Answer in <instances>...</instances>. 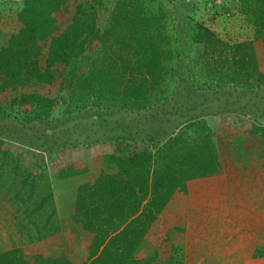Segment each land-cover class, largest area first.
I'll use <instances>...</instances> for the list:
<instances>
[{
	"label": "trees",
	"instance_id": "1",
	"mask_svg": "<svg viewBox=\"0 0 264 264\" xmlns=\"http://www.w3.org/2000/svg\"><path fill=\"white\" fill-rule=\"evenodd\" d=\"M97 1L17 0L15 26L0 40V98L7 101L0 104V133L5 126H16L8 119L16 120L22 131L28 122L48 118L53 97L25 87L49 88L57 81L70 88L77 109L88 104L97 108L89 115L101 122L93 140L106 148L90 169V178L84 175L88 169L72 160L58 166L51 177L58 185L64 181L70 186L69 178L76 179L65 215L77 232L73 249L43 255L25 247L8 248L0 252V264H149L152 256L137 257L135 251L141 244L146 246L149 229L160 220L166 223L157 233L163 239L166 229H182L186 180L221 172L213 132L204 116L223 109L217 104V109L203 113L202 101H212L210 96L178 99L181 64L190 61L199 85L207 83V87L221 85L224 78L234 82L236 76L255 78L250 82L257 87L264 84L253 40L224 41L195 16L207 3L212 16L237 10L252 26L253 38L264 45V0H176L173 26L159 4L152 12L143 0H117L102 29L96 23ZM5 5L6 0H0V9ZM193 46L201 52L189 54ZM86 50L97 53L80 70L75 61ZM170 71L177 73L173 103L167 102L173 116L166 119V128L151 132L150 118L159 111L153 103L162 97L164 77ZM237 112L246 114L242 109ZM252 132L264 139V126L254 125ZM3 138L0 135L4 153L0 156L17 167L25 156L10 153L8 142H15L16 136ZM29 154L26 157L34 156ZM30 163L34 164L23 166L26 176ZM27 190L29 194L31 187ZM50 192L48 187L39 194V202H53ZM53 215L54 207L49 217ZM153 238L159 241L156 234ZM253 255L264 256V244H256Z\"/></svg>",
	"mask_w": 264,
	"mask_h": 264
},
{
	"label": "rangeland",
	"instance_id": "2",
	"mask_svg": "<svg viewBox=\"0 0 264 264\" xmlns=\"http://www.w3.org/2000/svg\"><path fill=\"white\" fill-rule=\"evenodd\" d=\"M16 1L17 0H6V5L0 9V40L4 34L12 30L15 26L13 10L16 6ZM116 1L117 0H98L97 3H95L97 12L96 23L100 29L105 26L107 15ZM175 1L176 0H143V4L146 9H152V12L158 10L157 4L162 6V11L166 10L168 13L166 15L172 18L170 19V23L173 26V2ZM191 1L197 2L200 0ZM214 2H218V0H214ZM207 4L205 8H202L199 12H195L196 18L208 26L219 38L224 41L237 42L245 39L253 40L252 42L259 69H264V45H262L260 41L253 38V28L245 20L243 15L235 10L234 13L230 11L228 14H223L221 11H218V13L212 16V9L208 8ZM168 25L170 26V24ZM171 46H173V40H171ZM199 52L201 51L196 46H193L190 49V53H188L197 54ZM95 53H97L96 50L84 51L75 61V63H77V67L80 70L86 69L89 64V58L95 56ZM181 55L183 56L184 53ZM187 58L188 54L186 53V59ZM169 63L173 67V55L169 60ZM172 69L173 68L170 70ZM193 71L194 68L191 67L190 61H184L181 64L179 69L181 77L178 78L181 83L179 89L182 91V94L177 92L178 99H186L187 95H189L193 100L198 101L199 99H203L204 95L210 96V98L213 99L212 101H207V103L204 100L202 101L203 105H201L200 108H202L203 113L213 110V108L217 109V104L220 106L219 108L223 109L222 112H217L215 114L212 113L213 111H210L204 116L213 133L216 129V132L227 134L228 131L231 132L236 128L234 124L248 126L250 131L253 130L254 125L264 126V84L257 87L253 84V82H250L255 78H250L248 80L246 78L236 76L234 82L224 78L221 85H211L208 80L211 86L207 87V83L199 85L197 74H194ZM176 74L173 75L170 71L169 75L167 74L166 77H164L167 85L164 87L163 95L157 102L153 103V105L158 104L157 109L159 111H153L152 117L150 118L153 126L150 129L149 126L147 127V130H150L151 132H159L160 126L166 128L168 124L166 119H171L173 116V112L169 108V103L167 102L170 101V103H173V91L171 89L173 88V77H177ZM25 90L45 92L53 97V108L50 111L49 117L40 121L28 122L27 128L22 131L18 130L19 126L16 120L9 121L8 119L6 121L16 124V126L11 128L5 126L4 133H0V135H3V139L5 140L16 136L15 142H8L10 143V153L14 155L26 156L31 155L29 152H33V173L27 175V178L28 180L32 178L33 182L36 183V185L34 184L31 188L34 195V197H32L34 198V201L35 199H39V194H42L44 190H47L48 187H50V198H52L53 202L47 201V206H45L46 208H49L47 214L49 212L51 213L53 207H56V204H58L57 197L59 196H62V202L59 203L64 206V209H67L72 203L74 193L73 184L75 183L73 181H76V179L73 180L72 178H69V181H72V186H70L69 183L66 184L64 181L60 182V185H58L57 180L52 179L51 177H53L57 172L56 169L58 166L61 164L63 165L65 162L70 160H72L73 163L79 161V163L83 164L88 169L84 175L88 178L92 176V171L90 169L93 168L95 162L106 149L105 144L100 141L96 142L93 140L94 137H97L99 134L98 130L101 127V122L99 119L98 122H95L97 119L93 121L89 115L97 108L94 107V105L88 104L84 107L80 106L77 109V107L74 106V103L70 100V88L62 82L57 83L56 81L53 85H50L49 88L43 85H27ZM216 95L220 96L218 100L214 99V96ZM163 103L166 104L161 107V104ZM0 104H7V101L0 98ZM166 109L170 111H166ZM238 109L246 111V114L244 112L238 113ZM94 116L95 115H93V117ZM0 122H2L1 118ZM106 122L111 123V120L106 118ZM250 143H252V146L256 149L264 146V139L262 137H253L251 138ZM0 153L4 154L3 152ZM36 156H42V160ZM47 157H50V159H47ZM22 159L23 158H20L21 163L18 165L21 169H23V166L26 163L25 161H22ZM41 161L44 162V165ZM21 176L22 173L18 172V177L21 178ZM3 179L5 180V178ZM49 179L50 182L48 181ZM206 181L207 180L202 177L188 179L186 187L188 188L189 194L193 195L194 193L195 195V193H199L201 191V186L206 185ZM48 182L50 184H47ZM24 192L26 191L22 189V191L19 192V196L23 197L22 194ZM188 202H190L192 210L190 219L192 218V221H199L203 214L201 206L199 207L196 200H193L192 203V201L188 199ZM186 203L187 199L185 204ZM44 211L46 212L45 209ZM62 211L64 212V210ZM62 211H60V213ZM185 220L183 224L185 223ZM160 221L149 229L148 237L151 239H145V242H147L146 246L141 244V246H139V248L135 251V256L137 257L152 256L149 264H262L264 261V256L254 259L253 257L255 256H252V253L251 255H248L250 254L248 252H240V254H238L237 251L233 253L229 252L230 249L237 248L239 245L244 249V251L246 248L253 246L252 243L248 244L245 242L241 244H224V247H226L227 250L225 252L223 251L218 253V255L222 257H191L183 259L181 255L182 243H180L181 236L183 237V235H181L182 229L178 230L174 227L166 229V238L163 239L161 238L162 235L157 233L161 232V228L159 227H163L166 223L165 221ZM191 223L193 224V222ZM155 234L159 240L158 242H155L153 238ZM188 239L189 251L192 250L193 252H187L189 254L191 253V255L201 254V252L198 253L201 245L199 242L194 241L196 240V237L190 236ZM262 239L264 240V236ZM66 240H68L67 243L69 244L70 239L67 238ZM259 244H264V242H260ZM234 254L236 256H234ZM241 254H246V258L245 256H241Z\"/></svg>",
	"mask_w": 264,
	"mask_h": 264
},
{
	"label": "crops",
	"instance_id": "3",
	"mask_svg": "<svg viewBox=\"0 0 264 264\" xmlns=\"http://www.w3.org/2000/svg\"><path fill=\"white\" fill-rule=\"evenodd\" d=\"M234 126L236 128L227 134L216 132V129L213 133L221 172L203 176L207 180L206 185L201 186V191L195 195L189 194L186 187V220L180 240L183 259L222 257L218 253L227 250L224 244L243 242L252 243L253 246L244 251L239 245L229 252H248V255L252 253L254 256L255 245L264 242V146L256 149L252 146L250 140L257 136L248 126ZM22 161L34 162V157L25 156ZM11 163L7 157L0 156V252L8 248L25 247L33 252L51 255L58 250L73 249L77 232L65 217L68 208L64 209L59 203L62 202V196L57 197L58 204L54 208L56 214L49 217V208L45 207L48 202H39V199L34 201L32 190L28 194V187L24 189L26 192L22 194L23 197L19 196L24 184L32 188L35 182L32 178L28 180L26 175V179L19 178L18 172L23 173V169L13 167ZM30 164L32 174L33 164ZM188 199L192 203L196 200L202 208L203 214L199 221L196 220L197 223L190 219L192 210ZM190 236H195L194 241L201 245L198 251L201 254L191 255L187 252ZM67 238L70 239L69 244ZM241 256L246 258L247 255Z\"/></svg>",
	"mask_w": 264,
	"mask_h": 264
}]
</instances>
